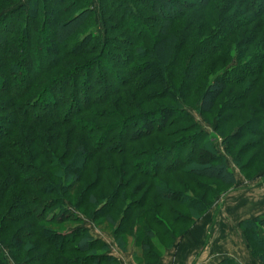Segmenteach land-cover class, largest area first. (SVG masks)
<instances>
[{
	"label": "trees",
	"instance_id": "1",
	"mask_svg": "<svg viewBox=\"0 0 264 264\" xmlns=\"http://www.w3.org/2000/svg\"><path fill=\"white\" fill-rule=\"evenodd\" d=\"M97 2L104 37L96 29L94 0H0V244L20 264H78L76 254L83 253L79 264H122L71 213L69 194L79 188L85 168L77 160L63 164L67 150L58 157L63 136L78 142L81 159L97 160V180L117 191L141 161L151 164L152 177L165 175V187L176 179L195 188L172 196L187 213L168 209L173 222L188 226L181 234L158 211L161 203L136 212L153 191L160 192L153 185L119 223L112 210L122 193L97 208V215L107 209L105 219L116 227L120 245L122 233L150 215L141 243L147 264H158L162 252L212 206L214 185H236L215 140L221 137L234 155L240 137H264L263 31L246 33L242 28L249 23L240 19L253 10L251 21L264 25V0ZM227 93L213 138L189 109L211 113ZM229 123L235 130L224 136ZM254 160L235 161L247 180L255 176L248 173ZM28 170L39 179L24 177ZM88 195L95 203V195ZM65 221L79 227H53ZM240 227L252 255L264 264V214L242 220ZM0 264H8L2 252ZM218 264L242 263L224 258Z\"/></svg>",
	"mask_w": 264,
	"mask_h": 264
},
{
	"label": "rangeland",
	"instance_id": "2",
	"mask_svg": "<svg viewBox=\"0 0 264 264\" xmlns=\"http://www.w3.org/2000/svg\"><path fill=\"white\" fill-rule=\"evenodd\" d=\"M27 2V0H24ZM94 4L96 7V19L98 21V25L96 27L98 33L101 37H104V24L103 20L100 15V11L98 9V2L97 0H94ZM253 15V10L251 12L249 10L245 11V14L243 15L244 18L240 19H247V22L249 23L247 26L243 27L242 29L247 30L246 33L253 32L256 29H261L263 31V35L261 36L260 40L264 39V25H259L260 23L257 21L252 22L251 20L254 19V17H251ZM251 21V22H250ZM254 21V20H253ZM245 33V32H244ZM113 35L119 36V32H114ZM263 83V82H262ZM231 97L230 94H225L222 96L216 108L211 112L207 114H202L198 107L195 105L190 108L189 110L195 117V120L199 123L200 128L207 132V134L211 137L216 136V130L215 126L217 123V113L221 109V104L225 101L227 97ZM152 106V104L150 105ZM149 106V107H150ZM148 107V106H146ZM239 123L238 121H236ZM233 124V123H232ZM232 124L225 125V129H223V135L227 136L235 130V128L232 126ZM235 125V123H234ZM65 138L61 139L62 146L64 149L60 151V154L67 150V153H64L66 156L65 158H62L63 164L67 163V161H73L77 160L78 164L81 167H84L85 170H81V173H83L82 182L79 183V188L75 190L72 194H69L71 197V213L75 215H78L82 217V224L83 226H89L92 231H95L96 233H99L100 231L104 232V235H109L116 239V227H114L112 224L108 223L105 219V214L107 212V209H104L100 215H97V208L102 205V203L105 202L106 198L110 199L113 197L114 193H116V189H112L111 186L108 184H105L104 182H100V180H97L96 175L98 172L101 171V169H98V163L97 160H93L92 162H88L87 159H81L79 157L78 153L75 151V147L77 146L78 142L75 139L72 138H66V136H63ZM178 137V136H177ZM177 137L172 136V138L168 139H176ZM166 141H170V140ZM165 140V139H164ZM66 141V143H65ZM144 142H140L139 146L142 147V144ZM215 146L219 150V152L224 155L226 158V161L231 168V170L234 172L237 183L235 186H232L230 188L223 186L221 184L214 185L215 189L214 191L218 190L217 195L214 198V202L212 206L206 211V213L199 218L195 224L190 228V230L199 223L200 227L203 230V240H204V246L211 243L210 241L215 237H217V234H221L222 236H227L231 241L234 243L239 244L241 250L240 253H233L234 259L242 264H262L258 259H256L251 252V249L248 245V241L246 239V236L244 234V231L240 227V222L238 221L243 215L245 211L244 201L246 199L250 198V204L256 203L257 200L260 201L264 198V189H256L258 187V183L260 181H264V137H261L260 135H248L240 137L237 140V149L232 150V153L235 155H232L229 151H227L226 146L224 142H222V138L219 137L217 140H215ZM244 148L242 151L239 152L240 148ZM78 155V156H77ZM61 157V156H60ZM122 156L116 158V161L122 160ZM255 159L252 166L248 169V173L252 176H254L251 180H247L246 176L244 175L241 168L237 165L235 162H240L242 165L249 162L251 159ZM28 158H19L20 161L24 163V161L27 164H30V161L27 160ZM138 159V158H137ZM140 161V160H139ZM36 165H41V160L34 161ZM135 163V162H134ZM23 165V164H22ZM260 165H263L261 167ZM149 166V168H148ZM151 164H146L144 161H141L140 164H138V168L136 167V172L131 171L130 174L125 177L123 185L120 188L119 191H117L119 194H123L120 200L116 203V208L112 210V217H114L117 220V223H119L120 219L122 218L123 214L128 210L127 214H130V209L132 208V205H134L135 202L143 199L147 189H151L152 185L159 189L160 192L156 193L157 190L153 191L151 195L149 196V201L146 203V206L144 209L136 211L137 213H141L142 211H146V209L150 205H156L158 203H161L160 208L158 211L160 214L165 218V220L168 222V226L173 228V230L177 234H181L185 231V229L188 227L187 225H178L175 222H173L172 215L169 213L168 209L169 206L172 205L174 207H177L178 210L187 213V210L182 206V204L175 202L172 200V196L174 193H180L184 189H195L192 187V185H182L177 183L178 181L176 179L173 180L172 184L169 185V187H165L161 184L160 179L165 177L163 174H157L156 177H152L150 174V168ZM145 170H147L145 172ZM261 172V173H259ZM80 173V171H79ZM104 175L107 177L109 176L107 172H104ZM173 176L175 174H172ZM24 176V175H23ZM31 176V179H39L37 175L33 174L32 170H28L26 172L24 177ZM172 177V176H170ZM183 177V176H182ZM186 183H188V179H185ZM81 181V180H80ZM120 181V180H118ZM34 182V181H33ZM71 182V181H69ZM185 183V184H186ZM113 185L116 184V180H113ZM189 184V183H188ZM184 186V187H183ZM213 186V185H212ZM213 186V187H214ZM87 188L89 190H87ZM228 188V189H227ZM31 189V188H30ZM86 190V195L83 196V192ZM195 191V190H194ZM88 194L95 195L96 202L91 203V201L88 200ZM158 194V195H156ZM198 192H196L194 195H197ZM82 196V203H80V208H76L77 201H79V197ZM211 195L209 196V198ZM249 200V199H248ZM138 202V203H139ZM40 204V203H39ZM38 204V205H39ZM42 204V203H41ZM134 211V210H133ZM135 212V211H134ZM136 213V214H137ZM252 213V212H250ZM73 218V217H72ZM150 215H147L146 218L138 219L135 221L133 229H130L129 232H123L122 233V242L121 245L126 249H132L133 247L135 249H139L141 251L142 257L138 259L142 264H147L148 261L145 259V250L143 249L141 243L143 241L144 231H145V225L149 223ZM247 219V218H246ZM244 220V219H243ZM9 221V220H8ZM86 226H84L86 228ZM14 229L15 226H13ZM56 229L60 231H67L72 228L79 227V223L76 221H65L62 223H58L56 225H53ZM198 227V226H197ZM92 234H94L89 228H87ZM28 233L30 230L27 228L25 229ZM190 230L182 236H186ZM158 233L161 232L160 230H157ZM95 235V234H94ZM179 238V237H178ZM209 241V242H208ZM118 242V241H117ZM228 243L229 240H226ZM205 246V247H206ZM219 254H218V260L222 259L224 256H226L228 252H230V248L226 249L221 248L219 246ZM0 252H2L7 257L8 264H20L15 259V255L12 254L11 250L7 248L4 245L0 244ZM18 257L22 260L25 258V254L19 253ZM77 257H79L81 261L79 263H82L85 260V254H76ZM78 263V264H79ZM88 263V262H87Z\"/></svg>",
	"mask_w": 264,
	"mask_h": 264
},
{
	"label": "crops",
	"instance_id": "3",
	"mask_svg": "<svg viewBox=\"0 0 264 264\" xmlns=\"http://www.w3.org/2000/svg\"><path fill=\"white\" fill-rule=\"evenodd\" d=\"M259 185L256 189H264V181L257 182ZM249 199V200H248ZM244 201V215L238 220L239 222L246 218H253L264 214V198L256 203L250 204V198ZM252 212V213H250ZM86 226V225H84ZM198 226V227H197ZM91 231L89 226H86ZM203 230L197 223L186 236H180L176 239L173 246L166 248L159 257L158 264H218L224 258H234L233 253H240V246L231 241L227 236H222L220 233L212 239L206 247L204 246ZM97 238L103 240L109 247L110 253L118 258L122 264H142L138 261L142 257L139 249H126L109 235H104L100 231L96 233L92 231ZM226 240H229L227 243ZM209 242V241H208ZM221 248H230V252L226 253L222 259L218 260V254Z\"/></svg>",
	"mask_w": 264,
	"mask_h": 264
},
{
	"label": "water",
	"instance_id": "4",
	"mask_svg": "<svg viewBox=\"0 0 264 264\" xmlns=\"http://www.w3.org/2000/svg\"><path fill=\"white\" fill-rule=\"evenodd\" d=\"M214 137H215V136H214ZM214 137H213V138H214Z\"/></svg>",
	"mask_w": 264,
	"mask_h": 264
}]
</instances>
